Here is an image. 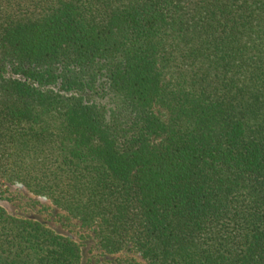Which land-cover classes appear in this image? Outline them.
Here are the masks:
<instances>
[{
    "label": "trees",
    "instance_id": "16d2710c",
    "mask_svg": "<svg viewBox=\"0 0 264 264\" xmlns=\"http://www.w3.org/2000/svg\"><path fill=\"white\" fill-rule=\"evenodd\" d=\"M0 181L144 264H264V0H0ZM0 207V264H81Z\"/></svg>",
    "mask_w": 264,
    "mask_h": 264
},
{
    "label": "rangeland",
    "instance_id": "374dc122",
    "mask_svg": "<svg viewBox=\"0 0 264 264\" xmlns=\"http://www.w3.org/2000/svg\"><path fill=\"white\" fill-rule=\"evenodd\" d=\"M0 207L12 216L37 221L58 235L68 237L80 246L81 264H144L134 251L104 255L91 231L53 208L45 199L33 197L19 185L0 181Z\"/></svg>",
    "mask_w": 264,
    "mask_h": 264
}]
</instances>
